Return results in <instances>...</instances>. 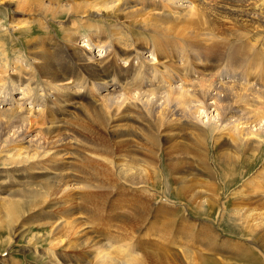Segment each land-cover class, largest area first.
<instances>
[{"label": "bare ground", "instance_id": "6f19581e", "mask_svg": "<svg viewBox=\"0 0 264 264\" xmlns=\"http://www.w3.org/2000/svg\"><path fill=\"white\" fill-rule=\"evenodd\" d=\"M46 1L0 0V4L8 3L15 15L11 25L26 27L36 22L38 28L48 33L43 37H26L23 55L30 75L24 76L21 70L10 74L11 68L4 64L0 72V106L8 103L9 107L8 114H0V185L9 173L12 178L21 170L48 174L40 189L23 193V188L9 191L0 187V234L18 235L33 212L40 209L49 212L57 203L69 204L72 189L81 192L85 201L101 195L86 192L89 188L123 187L136 198L132 214H125L130 235L125 239H109L108 242H113L111 249L107 247L102 260L95 258L93 264H145L137 251L150 231L146 229L139 236L136 228L146 220L147 213L149 226L153 222L163 223L158 228V246L167 249L165 241L180 245L175 242H180L176 238L181 235L171 241L168 238L171 233L167 234L170 221L177 216L171 220L163 215L165 208L166 212H175L174 206L157 201L155 191L148 186L155 188L151 181L157 180L161 170H180L181 163L207 176L200 179L208 187L200 190L196 206L206 210L208 216L211 209L221 206L220 211L214 210L213 224L225 219L232 226L229 228L247 233L245 237L261 243L264 250V0H196L197 7L191 5L195 0H68L67 5L60 4V0ZM191 10L194 13L190 15ZM61 14L68 17L66 24L60 21L67 30L64 38L57 39L49 32L48 17L54 20ZM136 16H144L132 25L141 37H135L127 27ZM185 16L191 17L192 25L187 32L180 33L176 20ZM81 37L88 49L77 45ZM3 43L0 39V56L5 58ZM215 58L217 62H211ZM179 61L186 67L193 63L196 71H180ZM206 63L213 71L210 68V76L207 73L200 80L198 75L203 73ZM223 65L220 70L218 67ZM122 67L126 76L120 75ZM93 88L98 96L92 93ZM13 89L20 91L19 95L13 96ZM86 101L94 103L91 111L83 105ZM74 109H79L87 122L108 132V144L99 143L85 151L81 147L86 144L77 139L74 129L67 133L59 131L65 116L76 117ZM55 116L58 123L51 121ZM35 118L45 124L39 135L25 129ZM169 140L171 144L167 146ZM71 145L77 146L74 154L70 152ZM114 146L130 151L134 147L138 155H130L128 151L113 158ZM74 155L81 173L79 179L65 172L66 159ZM162 157L165 159L161 165L158 160L162 162ZM260 163V169L244 178L246 168L255 169ZM100 169L106 174L104 184L96 183ZM240 181L245 183L243 187L254 185L258 211V207H253L250 211L254 213H241L240 204L231 203L227 197L226 185ZM159 191L173 199L169 191ZM236 195L232 193L233 198ZM53 196H58L59 202L51 201ZM155 204L158 214L150 210ZM77 209L69 205L65 213L70 215ZM112 210L115 218L123 220L121 213ZM56 219L48 222L50 233L55 235L67 225L63 233L66 240L62 235L51 239L48 264H77L74 258V263L68 258L61 259L55 251L64 243L74 249L87 245L82 240L76 242L87 234L83 232L85 223L79 214ZM106 219L101 220V225L111 220ZM202 229L209 227L203 225ZM211 231L214 237L222 236L219 231L214 232L215 228ZM237 247L239 252H234V256L240 257V262L264 264V258L249 245ZM176 251L192 264L183 248L177 246ZM209 251L214 254L203 257L200 264H231V259L220 258L215 244Z\"/></svg>", "mask_w": 264, "mask_h": 264}, {"label": "rangeland", "instance_id": "374dc122", "mask_svg": "<svg viewBox=\"0 0 264 264\" xmlns=\"http://www.w3.org/2000/svg\"><path fill=\"white\" fill-rule=\"evenodd\" d=\"M48 1L49 0H47L46 2L48 3ZM68 3H70L68 2V0H60V4L67 5ZM192 4L194 5L193 7H197L199 3L195 0L191 3V5ZM164 9L168 10L166 7H163V10ZM193 13L194 10H191L189 14L191 15ZM13 16L15 15L11 7L8 5V3L0 4V31H1L0 39L1 41L4 42L3 47L5 48L7 54V57L5 58L0 56V72L4 70L3 68V64H4L5 66L11 68L10 74H12V72L14 73V71L21 70L23 74H25L24 76H28L30 75L28 72L29 70H27L28 61L25 58L26 56L23 55L25 54L24 44L26 37L28 39L34 38L36 36L43 37L48 33L38 28L36 22H31L26 27H16L15 25H11L10 22L12 21ZM78 17H80V19L82 18L81 16ZM48 18H49L48 23L50 22L49 32L52 35L56 36L57 39L64 38L63 36L65 34V30L67 29L64 28L65 27L64 24L60 23V21L63 23L65 21V24L68 22L67 20L68 17L66 16V14H61L57 19L54 20L50 19V17ZM143 18L144 16H136V20L135 21L131 20L132 24L127 26L129 28V31L135 37H141V35L138 32L139 30L136 27L132 26L133 22L135 24H138V20H141ZM190 18L191 17L185 16L184 17L185 20L184 19L176 20L177 22L176 25L179 26L180 28L179 31L180 33H185L188 31L189 28H191L192 24ZM75 21L76 20H74L73 22V26L76 25ZM101 24H105V22L102 21ZM80 30H84V28H81ZM84 39L85 38L81 37L78 40L77 45L82 44L84 46H80L81 48L88 49V45H86L87 43L84 41ZM92 48L94 49V47ZM222 51L223 50H221L220 52L222 53ZM214 54L216 55L215 52ZM223 54H225V51ZM167 61H169V59H167ZM211 62L215 63L217 62V59L215 58ZM125 63L126 62H123V64ZM179 63L181 66L180 67L177 66V67L180 71L187 69H189L191 72L196 71L194 69L195 67L193 66V63H190L188 67H186V65H184L182 61H179ZM58 66L59 65H57V67ZM224 66L225 65L218 68H220L221 70L224 68ZM200 68L201 67H198V69ZM210 68L211 66L206 63V65L202 69L203 73L201 72V74L198 75L200 80L206 77V74L209 73L208 70ZM122 69L123 70L120 73V75L126 76L127 73L125 72L124 67H122ZM212 71L213 69L211 68V72ZM16 90L17 89L12 90L13 96L19 95L20 91H16ZM92 93L98 96V91L96 90V88H93ZM7 104H5L4 107L3 105L0 106L1 115L6 113L8 114L9 107L7 106ZM93 104L94 103H92L91 101L88 102L86 101L85 103H83V105L86 106V108H88L89 111H91V107L93 106ZM75 113H76V117L77 118L79 117V119H77L76 117L74 118V115L65 116L62 121L64 126H62L63 128L62 127L59 128V131H62V133L63 132L67 133L74 129V131H76L78 134L76 136L77 139H79L80 141L86 144V147H81V149L85 151H89L93 149L99 143L108 144L107 141V139L109 138L108 132L106 134V132L101 130L96 124L92 122H87L85 118H82L83 116L80 114L79 109H76L74 111V114ZM34 120L37 119L35 118ZM34 120H32L33 123H31V126L25 129L28 131L29 130L33 131L32 134H37V133L40 134V132L42 133V128H44L45 124L43 125L41 124L40 121L38 120L34 121ZM51 121L58 123V117L55 116L54 119H52ZM37 123L38 125H36ZM65 123H67L66 126ZM170 144H171V140L166 142L167 146H169ZM131 145H134V143H131ZM111 146L112 145L110 144V148ZM133 148L132 151H130V150H126V147L115 148L114 146L112 149L113 158H120L122 157V154H127L128 151L131 152L130 155L137 156L138 153L136 154V151L133 150ZM76 151H77V146L71 145L70 152L74 154L76 153ZM159 155L163 156L161 153ZM190 155L191 154L189 153V156ZM168 158L169 157H167V159ZM164 159L165 158L162 157V162L158 160V164L161 165L164 164L163 162ZM76 160H77L76 155L66 159L67 164L65 165V172L68 174V176L75 175L76 178L79 179L81 173L79 172V166L75 165ZM178 162L180 163L179 159ZM261 165L262 163H260L257 167H255V169L246 168L244 170V173H246L247 171L248 173H246L244 178L247 177L248 175L249 177H251V174L254 173V170L260 169ZM180 166L181 169L176 171L175 170L168 171L167 169L163 171L161 170V174H159L157 178L159 182L155 178L152 179L151 181L154 182V184L156 185L155 188L154 187L151 188L150 186H148V189L150 191H155L154 193L157 195V199H156L157 201L161 200L163 202V205L165 206L166 205L171 207L174 206L176 210L175 212L173 213L166 212L167 209L165 208L163 215L165 216V218L171 220L173 219L174 215L177 216L176 220L170 221L168 225L169 228H167L168 229L167 234L171 233L168 236V238L171 241L174 239V236H176L177 234L181 235V237L179 236L178 238H176L177 241L179 240L180 242H175V244H180V245L173 246V244L170 241H165L163 245L167 246V249H163L161 248L162 246H158V244L160 245V241H159L160 239L157 238V236L159 235L158 228L159 227L161 228L162 225H160V223L162 222L161 221L153 222L152 224L153 226H149L148 224L149 222L147 220L148 217V213H147L146 220H144L136 228V232L137 231L139 232V236L146 229H149L150 231L148 235L149 238L147 237L145 240L140 241L141 244L143 245L141 249L137 251L140 254L139 256H143L145 260V264H188L176 251L177 246H180L185 250V252L188 253L192 264H200L201 259L203 257L209 255L212 256L214 254L213 251H209L212 250L214 244L216 245V248L220 250L219 253L221 255L220 258L224 256L225 258L223 259H227V260L231 259L232 261L228 260L230 261L231 264H246L240 262L241 261L240 257L239 259H237L236 256H234V252L235 253L239 252V249H237L238 248L237 245H242V244L249 245L252 249H254V251L258 252V254L264 258V250L263 247L261 246L262 244L260 243L261 244L260 245L258 242L253 241L251 238L245 237L247 236V233L244 232L241 233L239 231H235L234 229L229 228L232 226L231 225L228 226V223L226 222L225 219L224 220L222 219V221L220 223H217L216 225L213 224V221L216 219L214 210L220 211L221 210L220 205L218 206L217 209L215 208L211 209V213L209 216L206 214V210H202L201 208L199 209L196 206V202L199 200V197L197 196L200 194V190H205L208 187L206 184H204V182L200 181V179L202 178L204 179L207 176L202 174L200 175L199 169H196L194 167L189 168L185 165H182L181 163ZM9 171H13V170H9ZM0 173H2L1 165H0ZM44 173L38 175V174L28 173L26 170H21L18 173H16L12 178H11V174L9 173V175L3 178V183L0 185V187L3 190L7 189L9 191L10 190L13 191V189L23 188L22 189L23 193L34 189H40L41 186L40 184L45 181L48 175L46 174L43 176ZM104 176H106V174H104L103 170L100 169L96 183L104 184L102 183ZM71 178L73 179L75 177H71ZM37 180H39V182ZM218 180L219 179H217V184H220L219 183L220 180L219 181ZM244 184L245 183L243 181H240L237 184L234 183L232 184L231 182L228 183L226 185V190H225L227 197H230L231 203L237 201V203L240 204L239 206L241 209V213H247L253 207H258L256 209L258 211L260 206L257 204L259 203V200H258V195L254 193L257 192L255 189H253L254 185H246V187H243ZM156 188L157 189L159 188V190L161 191L162 190L169 191L168 193L170 197L173 199L176 198L174 199L176 201L161 194L160 191L157 190ZM124 189L123 187H117V186H115V188L105 187V186H101V188L98 189L89 188L88 190H86V192L96 191L97 193H101V195H98L97 197L92 199H87L85 201H82V198L80 197L81 192L72 189L69 192V196H68L71 197V201H72L69 204L68 202L57 203L52 208V210H49V212L45 211L44 209H40L33 212L32 214H30V216H28V219L25 221L24 226L21 227L22 232L20 234L15 236H11V235L8 236L6 232L0 234V264H48L51 255L50 252V247L52 246L50 243L51 239L53 237H56L57 235H62L64 238L65 236L63 235V233L67 229V225H66V227L61 228L59 233L52 235L50 233L51 224L49 225V223L56 221L57 220L56 218L60 216L68 219L69 217H74L77 214L80 215L81 220L85 223V225L83 226L85 227L83 229V232H87V234L83 235L80 239H77L76 242H80L82 240L83 243H87V245L83 246V248L81 249L78 248L74 249V247H67V244L64 245L65 244L64 243L60 247V249H58L55 252L57 253L58 257L64 260L65 258H68L71 261V263H74L72 261L73 258L74 260L77 261L75 262L77 264H93L95 258H100V260H102L103 256L107 251L106 250L107 247L109 249H111L112 247V244L110 243L113 242H108L109 239L111 238L113 240L115 238L121 239V237L125 239L127 236L130 235V229L127 226V222H126L127 218L125 217V214L126 212L128 213L130 212L132 214L133 208L131 209V206L134 204V201H136V198L133 199V196L131 195L129 190H126L127 188ZM232 193H237L238 195H236V197L233 198ZM192 195L193 198L191 199ZM57 198L58 196H56V198L55 196H53L51 201L59 202V199ZM190 199L191 201H189ZM220 200H222L221 196H220ZM147 203L151 204L150 201H148ZM157 204L150 207L152 214L159 213L155 211ZM183 204H185L186 206H184ZM69 205L76 209L78 208L76 213L66 215L65 209L68 208ZM228 207L230 208L232 206L228 205ZM112 209H116L117 213H121L124 216L123 220H120L119 218H115ZM251 212L254 213L252 210L250 211V213ZM48 215H52V216H48ZM0 216H2L1 208H0ZM106 216L108 217L107 219ZM210 216L212 217L208 218ZM109 218L111 220H108ZM104 219L108 220L109 223L106 225H101V220ZM203 225L208 226L209 229L203 230L202 229ZM262 227H264V225ZM211 228H215L214 231L215 233H218V231L219 233H222V236L214 237ZM216 228L218 230H216ZM237 233L242 235H238ZM65 240L66 239L64 238V242ZM239 240L242 244H237L240 243ZM135 242L136 241H134L132 244H135ZM110 251L112 252L113 250ZM224 251L231 252V255H226Z\"/></svg>", "mask_w": 264, "mask_h": 264}]
</instances>
